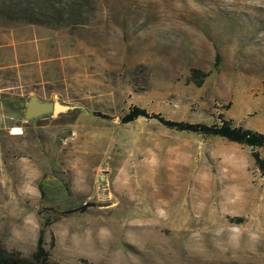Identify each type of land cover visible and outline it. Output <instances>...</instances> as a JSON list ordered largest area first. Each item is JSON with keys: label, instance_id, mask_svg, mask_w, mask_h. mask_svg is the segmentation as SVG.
Listing matches in <instances>:
<instances>
[{"label": "rangeland", "instance_id": "rangeland-1", "mask_svg": "<svg viewBox=\"0 0 264 264\" xmlns=\"http://www.w3.org/2000/svg\"><path fill=\"white\" fill-rule=\"evenodd\" d=\"M50 3L61 21L3 17ZM17 27L44 49L36 77L0 91L1 249L35 264L39 237L47 264H264L248 148L132 116L220 113L264 134V0H0V29ZM30 94L69 108L23 120ZM85 201L110 204L63 212Z\"/></svg>", "mask_w": 264, "mask_h": 264}, {"label": "trees", "instance_id": "trees-1", "mask_svg": "<svg viewBox=\"0 0 264 264\" xmlns=\"http://www.w3.org/2000/svg\"><path fill=\"white\" fill-rule=\"evenodd\" d=\"M15 7L18 5H14ZM38 8H44L43 11L40 9H33L32 7H28V5H23L18 7L17 9H9L4 10L3 17L6 20L10 21H22L29 24H40L46 23V21H41L39 16L44 19L50 15L56 21L62 20V11L60 7H55L52 3L42 7L41 5H37ZM47 12V13H46ZM73 14V13H72ZM76 17V12H74ZM74 17V18H75ZM66 20H73L69 16L65 17ZM217 55L214 54V59H216ZM192 73H197L198 70L192 69ZM199 81L196 82L198 84ZM133 118L134 117H148L154 119L161 126L173 129L176 131H184L189 133H194L200 136H217L223 138L227 141L234 142L240 145H243L248 148L249 155L252 159V163L254 167L257 169L260 176L264 179V158L261 157L258 153L259 148H264V134L258 132L254 129L244 127L238 124H233L231 119L224 118L222 114L218 113L217 120L205 124L198 122H185L180 120H172L163 118L158 113H146L142 109H133ZM41 185L38 184V190L41 192ZM54 198L58 201L60 199ZM31 260L35 264H47L45 259V253L41 250L39 246V237L37 238L35 244V251L31 254ZM0 264H32L30 260H26L23 258H18L13 254L6 253L3 249L0 248ZM54 264V263H52Z\"/></svg>", "mask_w": 264, "mask_h": 264}, {"label": "crops", "instance_id": "crops-1", "mask_svg": "<svg viewBox=\"0 0 264 264\" xmlns=\"http://www.w3.org/2000/svg\"><path fill=\"white\" fill-rule=\"evenodd\" d=\"M36 33L37 30L27 27L0 29V91L8 88L11 79L36 77L40 72L36 63L44 48L36 44ZM1 118L2 112L0 121Z\"/></svg>", "mask_w": 264, "mask_h": 264}, {"label": "water", "instance_id": "water-1", "mask_svg": "<svg viewBox=\"0 0 264 264\" xmlns=\"http://www.w3.org/2000/svg\"><path fill=\"white\" fill-rule=\"evenodd\" d=\"M68 108L69 106L62 104L57 100L41 99L34 94H30L28 95L26 102L24 104L22 111V118L23 120L34 121L44 115H55L57 113L67 110ZM109 204H110L109 201H105V202L85 201L75 207L66 209L63 212L65 213L74 212L80 208L91 207V206L105 207L108 206Z\"/></svg>", "mask_w": 264, "mask_h": 264}, {"label": "bare ground", "instance_id": "bare-ground-1", "mask_svg": "<svg viewBox=\"0 0 264 264\" xmlns=\"http://www.w3.org/2000/svg\"><path fill=\"white\" fill-rule=\"evenodd\" d=\"M14 131H20L18 128H14Z\"/></svg>", "mask_w": 264, "mask_h": 264}]
</instances>
